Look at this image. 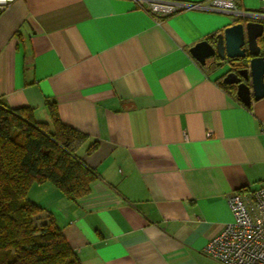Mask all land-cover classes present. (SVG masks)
I'll return each mask as SVG.
<instances>
[{
  "label": "crops",
  "instance_id": "crops-1",
  "mask_svg": "<svg viewBox=\"0 0 264 264\" xmlns=\"http://www.w3.org/2000/svg\"><path fill=\"white\" fill-rule=\"evenodd\" d=\"M148 2L14 0L0 14V102L43 122L55 102L87 135L77 155L97 173L89 194L72 199L51 181L28 192L81 264H222L204 249L233 220L228 196L264 183V97L249 108L222 81L229 65L190 52L238 13L158 17Z\"/></svg>",
  "mask_w": 264,
  "mask_h": 264
},
{
  "label": "trees",
  "instance_id": "trees-1",
  "mask_svg": "<svg viewBox=\"0 0 264 264\" xmlns=\"http://www.w3.org/2000/svg\"><path fill=\"white\" fill-rule=\"evenodd\" d=\"M50 112L43 122L0 102V264H81L54 217L28 197L34 181H51L80 199L97 177L77 155L87 135L61 121L55 102Z\"/></svg>",
  "mask_w": 264,
  "mask_h": 264
},
{
  "label": "built area",
  "instance_id": "built-area-1",
  "mask_svg": "<svg viewBox=\"0 0 264 264\" xmlns=\"http://www.w3.org/2000/svg\"><path fill=\"white\" fill-rule=\"evenodd\" d=\"M13 1L0 0V14ZM195 8L238 14L255 13L240 11L236 0H210L206 5L174 0H149L147 10L158 17H165L179 10ZM256 13H264V0L261 11ZM227 201L233 220L208 241L205 253L222 264H264V183L255 190L235 192L228 196Z\"/></svg>",
  "mask_w": 264,
  "mask_h": 264
},
{
  "label": "water",
  "instance_id": "water-1",
  "mask_svg": "<svg viewBox=\"0 0 264 264\" xmlns=\"http://www.w3.org/2000/svg\"><path fill=\"white\" fill-rule=\"evenodd\" d=\"M239 20L212 41L198 42L190 52L204 66L210 59L217 66L229 65L223 83L235 85L238 97L249 106L264 97V53L259 43L264 37V13L239 14Z\"/></svg>",
  "mask_w": 264,
  "mask_h": 264
},
{
  "label": "flooded vegetation",
  "instance_id": "flooded-vegetation-1",
  "mask_svg": "<svg viewBox=\"0 0 264 264\" xmlns=\"http://www.w3.org/2000/svg\"><path fill=\"white\" fill-rule=\"evenodd\" d=\"M239 62H240V61H239ZM206 66H207L208 68L219 67V66L216 65V61H214V60H212V59H210V60L208 61V63H207ZM225 75H226V74H225ZM225 75L223 76L222 81H223ZM225 85H227L228 87H230V88H232V89H234V86H235V85H230V84H225Z\"/></svg>",
  "mask_w": 264,
  "mask_h": 264
}]
</instances>
